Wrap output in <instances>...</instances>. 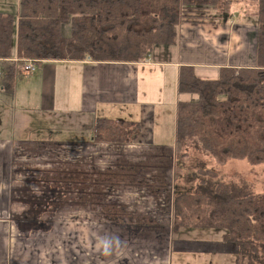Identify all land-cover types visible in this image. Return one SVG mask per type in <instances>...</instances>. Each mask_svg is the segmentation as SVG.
<instances>
[{
  "label": "crops",
  "instance_id": "0c3cea01",
  "mask_svg": "<svg viewBox=\"0 0 264 264\" xmlns=\"http://www.w3.org/2000/svg\"><path fill=\"white\" fill-rule=\"evenodd\" d=\"M20 13L21 0H0V14L18 21ZM249 23L246 19L241 23V27L246 28V31L240 30L245 49L241 48L234 31H226L230 24H183L176 43L170 45L174 49H158L169 46H157L142 63L48 60L31 74L22 73L19 70L21 63L15 61V37L14 59L8 61L15 64V73L10 80H6L5 61L0 60V147L6 143L20 146L33 143L115 151L112 167L108 165L110 170L103 177V186L111 191L110 200L116 198L122 202L116 194H125L128 200L119 206L114 203L109 212L102 207L92 210L96 214H110L112 221L98 223L102 228L109 227L122 234L110 247L108 255L93 251L87 257V264H173L174 251L218 254L230 248L239 254L234 244L225 241L207 243L173 237L174 196L177 188H182L175 179L176 123L182 66L194 67L197 73H210V76L216 71L217 77L224 68L256 67L257 30L250 31L253 25ZM232 33L237 41L227 47L233 39ZM196 36L201 40L196 41ZM246 43H249L248 48ZM207 47L211 51L206 52ZM168 81L170 86L167 88L164 84ZM99 119L139 122L141 130L132 144L95 143L93 128ZM12 135L15 138L11 139ZM59 135L65 137L64 140L59 139ZM50 137L57 140L52 141ZM3 166L6 163L3 162ZM3 174L0 172V176ZM92 176L93 181L88 187L94 189L96 185L98 188L100 178L95 179V173ZM119 188H124L123 192L115 194ZM128 190L139 192V199L131 201L133 198L126 192ZM88 194H92L89 200L85 193L82 198L90 203L97 193ZM0 198H4V203L7 193H0ZM31 207L29 213L33 215V204H29V209ZM86 208L76 207L77 225H87V221L81 222L83 217L80 215L89 214L91 208ZM66 211L67 208L61 213ZM14 213L20 214L21 210L11 207L10 201L8 204L6 200L5 206L0 205V214H5L0 216V264H25L26 257L21 260V253L12 243L15 228L21 229L17 223L22 222L15 219Z\"/></svg>",
  "mask_w": 264,
  "mask_h": 264
},
{
  "label": "trees",
  "instance_id": "16d2710c",
  "mask_svg": "<svg viewBox=\"0 0 264 264\" xmlns=\"http://www.w3.org/2000/svg\"><path fill=\"white\" fill-rule=\"evenodd\" d=\"M239 1L249 0H21L18 21L0 14V60L10 80L17 37L20 63H142L157 46L175 44L183 24H230ZM252 1L245 19L257 28L255 68H224L214 79L180 68L173 231L222 230L247 264H264V193L215 181L206 160L264 165V0ZM140 130L139 122L99 119L93 141L128 145Z\"/></svg>",
  "mask_w": 264,
  "mask_h": 264
},
{
  "label": "rangeland",
  "instance_id": "374dc122",
  "mask_svg": "<svg viewBox=\"0 0 264 264\" xmlns=\"http://www.w3.org/2000/svg\"><path fill=\"white\" fill-rule=\"evenodd\" d=\"M255 9L252 0L236 2L232 7V13L235 16L230 23L231 27L225 28L226 31H234L237 34L236 37L239 38L242 49H245V43L240 30L246 31V28L241 27V23L245 22L247 12L253 13ZM249 24L253 25L250 31L257 30L253 23ZM180 28H178V35ZM235 33H232L233 39L227 47L237 41ZM66 35L67 37L71 35L69 25L66 28ZM195 38L196 41L201 40L199 36ZM202 38L205 40L203 36ZM248 45L249 43H246L247 48ZM250 46L253 47L251 42ZM163 48L174 49L171 46L158 49ZM207 50L211 51L209 47L206 52ZM156 56L158 57L159 54ZM211 74L213 75L199 72L197 75L205 79L217 77L216 71ZM169 76L168 74V79ZM164 86L168 88L169 81ZM24 134L27 135V132ZM57 137L62 140L65 138L61 135ZM13 138L15 137L12 135L11 139ZM50 139L57 140V138L53 140V137ZM114 154L115 151L111 149L95 147L89 150L60 144L35 145L32 143L20 146V144L6 143L0 147V172L4 173L0 176V193H7L8 198L5 199L8 200V204L10 201L11 207L18 211L21 210L20 214L14 213L15 219L26 221L17 223L21 225V229L15 228L12 237L15 249L21 253L20 259L26 257L25 264H30L29 261L34 264H82L83 262L87 264V257L93 251L103 253V248L99 247H103L105 241H110V247L114 246L122 231L109 227L102 228L98 221H112L110 214H96L92 210L102 207L103 210L109 212L114 203L119 206L128 200L127 195L116 194L122 193L124 188L116 189L114 192L117 197H121L122 202L116 198L110 200L111 191L103 186V180H105L103 177L108 173L107 170H110L109 167H112ZM194 156L199 160L204 159L197 154ZM206 160L207 166L217 174L215 181L234 184L241 189L242 193L247 192L246 189L253 193H264V165L251 166L246 161H230L228 164H222L212 157H207ZM3 162L6 166H3ZM92 173H95V179L100 178V183H97L98 188L96 185L94 189L88 187L91 186V180L93 181ZM123 183L126 184L125 181ZM126 192L133 198L131 201L139 199V192L134 190ZM84 193L88 200L92 195L88 193H97V195H94V201L88 203L82 198ZM3 199L0 198V205L5 206L6 200L3 203ZM29 204H33V215L29 213L32 210V207L29 209ZM130 205L137 207L132 202ZM78 206L91 208L89 214H80L83 217L81 222H88L86 226L75 223L78 218H74V215L77 214L76 207ZM65 208L67 211L61 213ZM0 216L3 217L5 214H0ZM224 234V231L216 229L182 228L173 231L175 240L207 243H224ZM11 249L10 254L13 253L12 246ZM173 264H247V262L233 249L227 248L219 251L218 254L211 252L191 254L189 251H174Z\"/></svg>",
  "mask_w": 264,
  "mask_h": 264
},
{
  "label": "built area",
  "instance_id": "2783aa9c",
  "mask_svg": "<svg viewBox=\"0 0 264 264\" xmlns=\"http://www.w3.org/2000/svg\"><path fill=\"white\" fill-rule=\"evenodd\" d=\"M18 62L17 60H15ZM19 70L24 74H31L37 70V64L33 60H25L24 64H21Z\"/></svg>",
  "mask_w": 264,
  "mask_h": 264
},
{
  "label": "clouds",
  "instance_id": "9594fccd",
  "mask_svg": "<svg viewBox=\"0 0 264 264\" xmlns=\"http://www.w3.org/2000/svg\"><path fill=\"white\" fill-rule=\"evenodd\" d=\"M110 251V241H105L103 244V253L104 255H108Z\"/></svg>",
  "mask_w": 264,
  "mask_h": 264
}]
</instances>
